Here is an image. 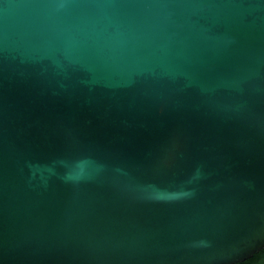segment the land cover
<instances>
[{"label":"water","instance_id":"obj_1","mask_svg":"<svg viewBox=\"0 0 264 264\" xmlns=\"http://www.w3.org/2000/svg\"><path fill=\"white\" fill-rule=\"evenodd\" d=\"M263 248L264 0H0V264Z\"/></svg>","mask_w":264,"mask_h":264},{"label":"trees","instance_id":"obj_2","mask_svg":"<svg viewBox=\"0 0 264 264\" xmlns=\"http://www.w3.org/2000/svg\"><path fill=\"white\" fill-rule=\"evenodd\" d=\"M235 264H264V248L254 253L251 257Z\"/></svg>","mask_w":264,"mask_h":264}]
</instances>
